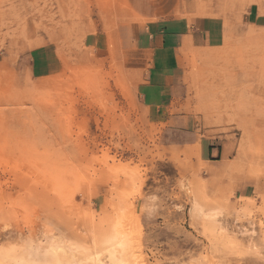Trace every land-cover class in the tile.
I'll return each mask as SVG.
<instances>
[{"label": "rangeland", "instance_id": "374dc122", "mask_svg": "<svg viewBox=\"0 0 264 264\" xmlns=\"http://www.w3.org/2000/svg\"><path fill=\"white\" fill-rule=\"evenodd\" d=\"M183 7L222 36L147 108L126 0H0V264H264V0Z\"/></svg>", "mask_w": 264, "mask_h": 264}, {"label": "crops", "instance_id": "0c3cea01", "mask_svg": "<svg viewBox=\"0 0 264 264\" xmlns=\"http://www.w3.org/2000/svg\"><path fill=\"white\" fill-rule=\"evenodd\" d=\"M183 1L126 0L132 12L147 22L135 40L148 57V69L137 87L138 99L147 108L166 106L170 97L174 98V92L184 89L187 70L183 51L186 48L203 50L206 42L212 48L213 42L222 36L217 28L221 25L218 20L178 18V13H186ZM233 31H239V37L245 35L242 29ZM211 152L214 154L216 149Z\"/></svg>", "mask_w": 264, "mask_h": 264}, {"label": "bare ground", "instance_id": "6f19581e", "mask_svg": "<svg viewBox=\"0 0 264 264\" xmlns=\"http://www.w3.org/2000/svg\"><path fill=\"white\" fill-rule=\"evenodd\" d=\"M114 245V244H113ZM110 259L111 261H114L116 258H115V254H111L110 255ZM118 260V259H117ZM117 260H115L117 262ZM120 261V260H119ZM118 261V262H119ZM127 263V262H126ZM19 264H24V263H19ZM57 264H63L62 262H57ZM71 264V263H70ZM96 264V263H95ZM97 264H101L100 262H98ZM118 264H122L121 262H119ZM124 264V263H123Z\"/></svg>", "mask_w": 264, "mask_h": 264}]
</instances>
